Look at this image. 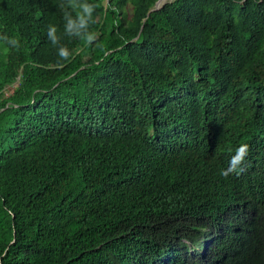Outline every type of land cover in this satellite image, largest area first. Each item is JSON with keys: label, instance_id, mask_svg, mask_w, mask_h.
<instances>
[{"label": "trees", "instance_id": "obj_1", "mask_svg": "<svg viewBox=\"0 0 264 264\" xmlns=\"http://www.w3.org/2000/svg\"><path fill=\"white\" fill-rule=\"evenodd\" d=\"M155 1L0 0V264H264V0Z\"/></svg>", "mask_w": 264, "mask_h": 264}, {"label": "clouds", "instance_id": "obj_2", "mask_svg": "<svg viewBox=\"0 0 264 264\" xmlns=\"http://www.w3.org/2000/svg\"><path fill=\"white\" fill-rule=\"evenodd\" d=\"M64 14V30L65 34L69 36H74L82 40L86 45L91 46L97 40V35L94 32L89 31V23L92 19V13L94 11V6L86 2H79V0H68L67 6H61ZM79 9L75 16L72 15L71 11L68 9ZM57 28L55 25H48L47 35L49 41L54 45L58 46V56L61 60H68L71 56L69 50L60 45V38L56 35ZM4 39L13 47L19 46V41L15 38L9 39L7 37H0ZM249 152V145L240 144L235 150L234 154L231 155L228 167L226 169H221L220 175L227 178L230 174L235 173L239 175L244 171V163ZM207 240L203 239L197 251L192 250L189 255L195 257L198 252H201V245Z\"/></svg>", "mask_w": 264, "mask_h": 264}, {"label": "water", "instance_id": "obj_3", "mask_svg": "<svg viewBox=\"0 0 264 264\" xmlns=\"http://www.w3.org/2000/svg\"><path fill=\"white\" fill-rule=\"evenodd\" d=\"M167 1H171V0H157V1H155L154 6L149 10V12H151L153 10L160 9Z\"/></svg>", "mask_w": 264, "mask_h": 264}, {"label": "rangeland", "instance_id": "obj_4", "mask_svg": "<svg viewBox=\"0 0 264 264\" xmlns=\"http://www.w3.org/2000/svg\"><path fill=\"white\" fill-rule=\"evenodd\" d=\"M17 83H18V82L12 84V87H11V88L5 90V96H9V95L12 93L14 87L17 86Z\"/></svg>", "mask_w": 264, "mask_h": 264}]
</instances>
